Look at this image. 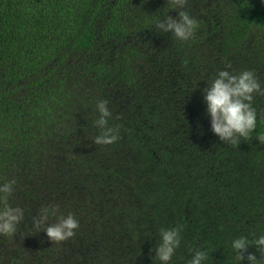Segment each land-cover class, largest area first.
<instances>
[{
	"label": "trees",
	"instance_id": "trees-1",
	"mask_svg": "<svg viewBox=\"0 0 264 264\" xmlns=\"http://www.w3.org/2000/svg\"><path fill=\"white\" fill-rule=\"evenodd\" d=\"M187 7L199 27L180 43L152 26L178 18L167 0H0V182L17 181L9 202L25 210L0 264H153L160 229L177 226L171 264L197 246L205 264H240L232 240L264 234V96L250 138L227 145L202 95L227 65L264 86V3ZM98 100L119 127L109 146L92 142ZM42 206L72 213L76 235L32 229Z\"/></svg>",
	"mask_w": 264,
	"mask_h": 264
},
{
	"label": "clouds",
	"instance_id": "clouds-1",
	"mask_svg": "<svg viewBox=\"0 0 264 264\" xmlns=\"http://www.w3.org/2000/svg\"><path fill=\"white\" fill-rule=\"evenodd\" d=\"M189 0H167L172 10L178 12V18L164 15L156 20L152 26L158 33H171L172 38L180 43L192 40L199 27L197 19L188 10ZM264 3V0H261ZM166 17V19H164ZM262 37H258L260 39ZM220 70L207 82L202 95L206 104L207 115L210 117L211 131L223 144L236 145L241 139L250 138L257 128V109L253 106L256 96H264V86L252 70H243L238 74ZM107 100H98L95 104L96 119L93 125L98 134L92 138L95 145L109 146L117 142L119 127L110 126L112 112ZM259 142L264 141V135L256 137ZM16 180L0 182V236L15 237L18 228L24 220L25 210L20 206H13L9 201L16 191ZM37 215L32 217L31 227L43 231L52 244L65 242L76 235L79 221L69 213L57 215V206H42ZM50 217H56L54 221ZM181 226L160 229L159 240L153 249V264H171L177 249L181 246ZM249 247H254L259 253V259L254 253L247 255L248 264H264V234L253 239L240 235L231 242V249L235 253V260L242 264L244 253ZM208 260V249L197 246L188 264H205Z\"/></svg>",
	"mask_w": 264,
	"mask_h": 264
}]
</instances>
